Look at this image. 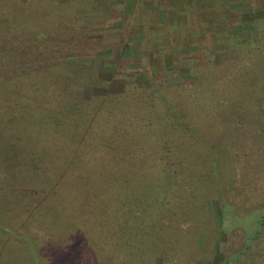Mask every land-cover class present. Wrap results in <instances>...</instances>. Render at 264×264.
<instances>
[{"label": "trees", "instance_id": "16d2710c", "mask_svg": "<svg viewBox=\"0 0 264 264\" xmlns=\"http://www.w3.org/2000/svg\"><path fill=\"white\" fill-rule=\"evenodd\" d=\"M165 1L182 4L181 25L169 23L182 44L194 41L198 50L177 55L179 38L169 35V23H145L139 11L137 29H126L127 20L110 14L111 0H0V92H9L8 117L29 110L25 126L39 124L48 130L40 140L55 146L54 158H27L20 168L26 185L41 195L3 224L5 234L21 236L11 243L17 249L25 241L48 264H180L189 255L186 242L198 226L201 234L211 200L201 201L199 175L183 166L202 136H218L227 152L234 128L250 131L242 116L220 133L205 121L230 105L224 90L235 87L214 79L234 82L251 74L258 58L264 61V19L244 18L262 10L261 0ZM218 54L224 59L216 61ZM178 56L189 57L183 66L196 78L170 85L163 59L173 64ZM121 70L132 72L122 91H107ZM231 210L209 217L213 231L227 233L223 224L230 218L253 226L238 247L223 244L234 252L224 264L254 251L250 264H264V211L242 216V209ZM215 255L209 264H218Z\"/></svg>", "mask_w": 264, "mask_h": 264}, {"label": "rangeland", "instance_id": "374dc122", "mask_svg": "<svg viewBox=\"0 0 264 264\" xmlns=\"http://www.w3.org/2000/svg\"><path fill=\"white\" fill-rule=\"evenodd\" d=\"M110 3V10L112 11L110 14L114 15L116 13L118 21H123L124 19L128 21L129 25L125 27L126 29H137V22H135L134 16L137 11H139L140 16L142 15L145 23H148L150 20L152 21L150 24L158 23V21L169 23L171 19L174 20L176 27L180 26L181 22H183V7L181 3L175 4L174 8L172 7V3H168L165 0H143L141 2L139 0H111ZM260 6L263 10L264 0H261ZM171 7L174 13L170 10ZM262 10L253 14H246L244 18L252 20L264 19V10ZM176 12L177 15H175ZM112 22L114 20L108 22L107 27L113 31L109 27ZM169 25L168 31L169 35H172V39L173 37L175 39L179 38V43H176V47L178 48L176 51L177 55L183 51L191 52L195 49L198 50V45L193 43L194 41L184 45L186 41L184 39V44H182L180 42V34L173 29L170 23ZM123 42L125 41L123 40ZM134 43L137 44L138 42ZM204 50L202 49L201 52L206 53ZM180 57L178 56L173 64H169L167 59H163V64L165 65L163 72L170 85H180L187 80L196 78L190 74L189 69L183 66L186 63L183 61L190 60L189 57ZM211 57L208 56L207 58L212 59ZM120 59L121 57L118 58V63ZM223 59L219 54L216 56V61ZM256 63L253 64L251 74L248 72L244 77L235 76L236 81L234 80V82L225 78L214 79L216 81H228L233 86L235 84V87L234 89L224 90L231 97L228 95L225 106L231 99L230 105L222 112L217 109V115L206 119L205 122H208L210 126H213V129H217V132L220 133L225 128L226 123L242 116L246 128L250 129V131H245L244 126L234 128V136L233 139L230 138L227 152H224L223 147L220 146L219 137L215 135L206 139L202 136L200 145L190 149V155L186 159L183 171L188 175H199V184L203 189L202 193H204L201 201L206 196L211 200V212L207 216L203 215L202 217V220H206V224L203 226L201 234L200 227L198 226L194 229V233L195 230L197 231L196 235L193 238H189L186 242L190 244L189 249L185 251L189 255L185 254L186 259L182 258L180 264H188L189 260L187 259L189 258L195 260V264H209V257L210 255L214 257L215 251L217 253L215 255L216 263L224 264L225 259L232 256L234 252L230 253V251L224 250L223 244L226 241H230L235 247H238V244H241V239L249 237L253 223L250 225L247 218L239 223L233 221L234 218H230V222L223 224L227 233L219 234V232L211 229V226H214V224H212L209 217H212V215L216 216L222 207L232 209V214L239 212L238 209H242L240 211L242 216H246L248 211H251V214L255 216L263 214L264 103L261 102V99L264 97V71L262 69L264 61H262V58H258V62ZM121 71H118L121 75L113 78V84L108 87L107 91L112 93L122 91L123 82H126L124 79L132 72L129 70ZM138 81L141 85L144 84L143 79H138ZM235 82L239 85L241 82L242 88L240 90ZM0 97L5 102V107L0 106V112H2V114L0 113V174L5 170L7 171L6 176L0 178V264H48L39 252L24 245L25 241L17 242L22 250L17 249L11 244L19 240L21 236L12 231L8 235L5 234L7 226L3 224L6 223V218L12 213H20V207H23L32 195H35L36 198L41 195L39 188L31 185L28 186L25 183L24 171L20 169L22 166H25L24 160L27 158L39 160L47 156L54 158L55 146L51 141L45 140L42 142L40 140L42 133L48 132V130H44L37 122L38 125L32 128L25 126L26 123L23 120L29 116V110L23 113L18 108L14 116L15 120H10L8 117L10 109L6 105L9 92H0ZM194 106L196 107L197 105L194 104ZM209 111L212 112V110ZM140 138L143 140L142 137ZM43 144H45L46 149H41L44 147ZM32 148H37L36 152ZM103 174L110 173L104 172ZM116 174L120 175L118 171ZM128 174H131V172H128ZM213 183L218 186L216 187ZM206 200L204 198V201ZM260 209L262 212L258 213ZM195 211L196 213L202 212L201 208H195ZM256 221L252 220L251 222L255 223ZM150 234H152V231ZM213 244L214 248L212 252L211 248ZM252 245L256 247L255 242ZM262 245H264V232L260 246L262 247ZM255 252H248V258H240V260L235 261L233 264H250V258L255 256ZM263 258L264 250L262 255L259 256L260 261Z\"/></svg>", "mask_w": 264, "mask_h": 264}]
</instances>
